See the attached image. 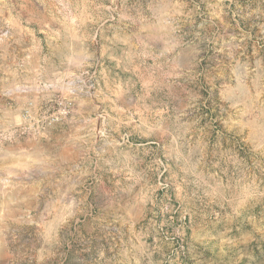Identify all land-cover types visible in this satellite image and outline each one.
I'll use <instances>...</instances> for the list:
<instances>
[{
    "label": "rangeland",
    "instance_id": "obj_1",
    "mask_svg": "<svg viewBox=\"0 0 264 264\" xmlns=\"http://www.w3.org/2000/svg\"><path fill=\"white\" fill-rule=\"evenodd\" d=\"M0 264H264V0H0Z\"/></svg>",
    "mask_w": 264,
    "mask_h": 264
},
{
    "label": "bare ground",
    "instance_id": "obj_2",
    "mask_svg": "<svg viewBox=\"0 0 264 264\" xmlns=\"http://www.w3.org/2000/svg\"><path fill=\"white\" fill-rule=\"evenodd\" d=\"M66 112V110H61V113L64 114ZM51 121H55V118L54 119H51Z\"/></svg>",
    "mask_w": 264,
    "mask_h": 264
}]
</instances>
